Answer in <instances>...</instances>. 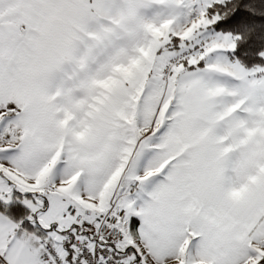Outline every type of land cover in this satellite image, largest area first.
<instances>
[{
	"label": "snow or ice",
	"instance_id": "snow-or-ice-1",
	"mask_svg": "<svg viewBox=\"0 0 264 264\" xmlns=\"http://www.w3.org/2000/svg\"><path fill=\"white\" fill-rule=\"evenodd\" d=\"M233 0H0V264H264V64ZM264 57V51L259 53Z\"/></svg>",
	"mask_w": 264,
	"mask_h": 264
},
{
	"label": "trees",
	"instance_id": "trees-1",
	"mask_svg": "<svg viewBox=\"0 0 264 264\" xmlns=\"http://www.w3.org/2000/svg\"><path fill=\"white\" fill-rule=\"evenodd\" d=\"M234 11L224 17L215 26L216 31L238 34L240 39L236 48L229 53L231 58L239 60L246 68L264 64V0H233ZM10 201L6 206L0 204V211L16 218L22 211V205Z\"/></svg>",
	"mask_w": 264,
	"mask_h": 264
},
{
	"label": "rangeland",
	"instance_id": "rangeland-1",
	"mask_svg": "<svg viewBox=\"0 0 264 264\" xmlns=\"http://www.w3.org/2000/svg\"><path fill=\"white\" fill-rule=\"evenodd\" d=\"M16 202H17V201H16ZM17 203H18V202H17ZM17 203H16V204H17ZM18 204H19V203H18ZM20 205H21V204H20Z\"/></svg>",
	"mask_w": 264,
	"mask_h": 264
}]
</instances>
